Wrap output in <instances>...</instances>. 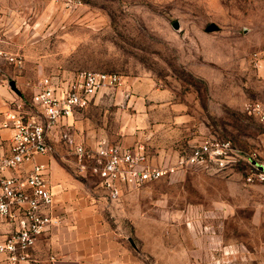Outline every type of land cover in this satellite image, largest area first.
Returning a JSON list of instances; mask_svg holds the SVG:
<instances>
[{
    "label": "rangeland",
    "instance_id": "obj_1",
    "mask_svg": "<svg viewBox=\"0 0 264 264\" xmlns=\"http://www.w3.org/2000/svg\"><path fill=\"white\" fill-rule=\"evenodd\" d=\"M211 22L220 29L206 31ZM0 30L4 49L24 56L21 67L2 61L4 79L33 114L44 76L122 75L76 113L86 145L105 133L160 162L207 135L263 144L264 124L245 105L264 102V0H0ZM59 152L84 198L98 202L101 260L92 264H264V183L193 170L124 186L112 200L66 144Z\"/></svg>",
    "mask_w": 264,
    "mask_h": 264
},
{
    "label": "built area",
    "instance_id": "obj_2",
    "mask_svg": "<svg viewBox=\"0 0 264 264\" xmlns=\"http://www.w3.org/2000/svg\"><path fill=\"white\" fill-rule=\"evenodd\" d=\"M0 30V83L4 80L2 61L15 67L24 64V56L4 49ZM122 75L96 70L55 73L44 76L32 103L38 113L18 107L3 113V127L12 131L9 153L0 156V222L12 229L0 241V254L10 264H47L35 256L39 239L62 221L55 213L56 202L49 178V165L37 162L40 155L54 152V134L61 129V139L68 144L78 161L81 173L91 170L112 200H117L124 186L136 188L176 173L202 171L239 174L245 183H264L263 144L242 146L232 138L204 136L160 162L154 161L143 145H124L100 136L93 146L76 142L68 119L76 110L89 107L102 90H114L122 84ZM246 111L264 124V102L252 101ZM54 262L55 258L51 257Z\"/></svg>",
    "mask_w": 264,
    "mask_h": 264
},
{
    "label": "crops",
    "instance_id": "obj_3",
    "mask_svg": "<svg viewBox=\"0 0 264 264\" xmlns=\"http://www.w3.org/2000/svg\"><path fill=\"white\" fill-rule=\"evenodd\" d=\"M18 107L26 108L23 104L22 97L13 94L4 79L0 83V156L9 153L10 138L12 135L10 129L3 127V113ZM77 112L78 110L68 119L70 127H64L63 130L70 132L74 140L80 142L77 138H82L78 133L75 121ZM100 136L108 135L99 133L97 138ZM82 137L85 138L86 134L82 135ZM52 144L55 148L54 152L37 156L36 161L49 165V178L53 191L55 192V213L62 216V221L59 225L52 227L39 239L32 252L35 256L45 259L47 264H92L94 257H96V261L101 260L99 250H96V256H94L92 245L93 221L96 218H94V207L98 205V202L84 198L85 192L83 188L72 180L57 158L60 153V146L66 144L61 139V129L54 134ZM66 145L71 149L68 144ZM50 170L53 173L52 178ZM6 223L9 232L12 229V224L9 222ZM4 229L5 226L0 225V230ZM7 233H5L4 238ZM115 245L116 243L113 242V247ZM114 256L115 254H113ZM51 257L55 258L54 262L51 260ZM0 264H10L4 254H0Z\"/></svg>",
    "mask_w": 264,
    "mask_h": 264
},
{
    "label": "water",
    "instance_id": "obj_4",
    "mask_svg": "<svg viewBox=\"0 0 264 264\" xmlns=\"http://www.w3.org/2000/svg\"><path fill=\"white\" fill-rule=\"evenodd\" d=\"M220 26L218 24H216L215 22H211L206 26V31L211 32V31H216L219 30ZM9 84L11 86V88L16 91L19 92V89L17 87L16 81L15 80H10Z\"/></svg>",
    "mask_w": 264,
    "mask_h": 264
}]
</instances>
